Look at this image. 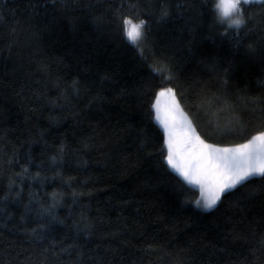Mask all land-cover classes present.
Returning a JSON list of instances; mask_svg holds the SVG:
<instances>
[{
    "label": "trees",
    "instance_id": "1",
    "mask_svg": "<svg viewBox=\"0 0 264 264\" xmlns=\"http://www.w3.org/2000/svg\"><path fill=\"white\" fill-rule=\"evenodd\" d=\"M214 3L0 0V264H264V181L197 207L151 108L170 83L211 143L261 129L241 99L264 96V4L225 33ZM117 9L139 10L142 40L122 33ZM233 109L244 125L213 131Z\"/></svg>",
    "mask_w": 264,
    "mask_h": 264
},
{
    "label": "snow or ice",
    "instance_id": "2",
    "mask_svg": "<svg viewBox=\"0 0 264 264\" xmlns=\"http://www.w3.org/2000/svg\"><path fill=\"white\" fill-rule=\"evenodd\" d=\"M256 2L264 4V0H256ZM252 3L253 0H215L212 5L215 20L224 27L225 33L232 28L239 32L251 22L252 14L247 9ZM134 7H137L135 3L129 4V8ZM114 15L122 33L129 40L137 42L144 38L147 22L139 17V10L136 19L130 15H122L119 9L114 11ZM168 15V9L163 8L161 16ZM248 48L254 51L252 44H249ZM152 70L162 75L167 73L164 77L166 82L174 79L171 69L166 65L153 66ZM225 103L227 104V101ZM241 104L245 108L251 105L252 110L257 112L264 122V96L242 98ZM151 108L154 111L155 121L163 130L162 148L166 149L163 160L178 177L199 189V195L194 201L196 205L206 210L212 209L217 205L222 194L244 188L253 178L258 177L264 181V123L260 130L254 131L240 143H211L210 139L201 135L193 118H190L181 107L177 99V89L170 83L158 88ZM232 117L228 125L217 126L213 131L226 133L244 125L245 115L242 110L233 109ZM206 135L211 137V132ZM0 199L4 198L0 197ZM38 227L43 228L44 225ZM28 231L36 234L35 228ZM35 239L43 241V237L39 234L35 235ZM69 247L71 246L53 250L51 255L55 258L58 253L67 252ZM43 251L48 253L49 248H44ZM77 255L79 256V253ZM41 264L44 262L41 261Z\"/></svg>",
    "mask_w": 264,
    "mask_h": 264
},
{
    "label": "rangeland",
    "instance_id": "3",
    "mask_svg": "<svg viewBox=\"0 0 264 264\" xmlns=\"http://www.w3.org/2000/svg\"><path fill=\"white\" fill-rule=\"evenodd\" d=\"M253 1H256V0H253ZM191 186H193V185H191ZM195 189H197V191H198V195H199V189L197 188V187H195V186H193ZM197 207H199V208H201V209H203L202 207H200V206H198V205H196ZM203 210H206V209H203ZM207 210H209V209H207Z\"/></svg>",
    "mask_w": 264,
    "mask_h": 264
}]
</instances>
